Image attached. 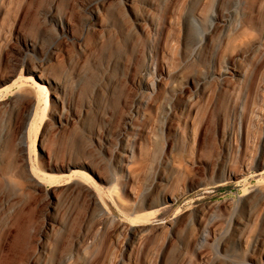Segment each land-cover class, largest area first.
I'll return each mask as SVG.
<instances>
[{
    "label": "rangeland",
    "instance_id": "rangeland-1",
    "mask_svg": "<svg viewBox=\"0 0 264 264\" xmlns=\"http://www.w3.org/2000/svg\"><path fill=\"white\" fill-rule=\"evenodd\" d=\"M0 264H264V0H0Z\"/></svg>",
    "mask_w": 264,
    "mask_h": 264
},
{
    "label": "water",
    "instance_id": "water-1",
    "mask_svg": "<svg viewBox=\"0 0 264 264\" xmlns=\"http://www.w3.org/2000/svg\"><path fill=\"white\" fill-rule=\"evenodd\" d=\"M30 117H31V113H30V115H29V117H28V121H29ZM28 121H27L26 126H25V128H24V132H27Z\"/></svg>",
    "mask_w": 264,
    "mask_h": 264
},
{
    "label": "bare ground",
    "instance_id": "bare-ground-1",
    "mask_svg": "<svg viewBox=\"0 0 264 264\" xmlns=\"http://www.w3.org/2000/svg\"><path fill=\"white\" fill-rule=\"evenodd\" d=\"M40 84V83H39ZM45 85V84H44ZM39 88H40V86H39ZM47 89V88H46ZM42 90V89H41ZM44 90V89H43ZM163 202V201H162Z\"/></svg>",
    "mask_w": 264,
    "mask_h": 264
}]
</instances>
